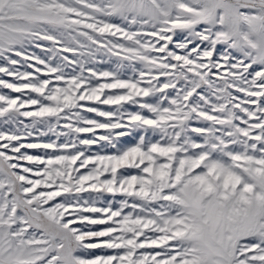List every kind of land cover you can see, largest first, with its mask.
<instances>
[{"label":"snow or ice","instance_id":"obj_1","mask_svg":"<svg viewBox=\"0 0 264 264\" xmlns=\"http://www.w3.org/2000/svg\"><path fill=\"white\" fill-rule=\"evenodd\" d=\"M0 264H264V0H0Z\"/></svg>","mask_w":264,"mask_h":264}]
</instances>
